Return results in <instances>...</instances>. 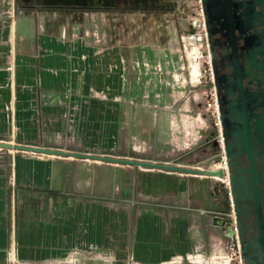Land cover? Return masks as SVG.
<instances>
[{
	"label": "rangeland",
	"instance_id": "374dc122",
	"mask_svg": "<svg viewBox=\"0 0 264 264\" xmlns=\"http://www.w3.org/2000/svg\"><path fill=\"white\" fill-rule=\"evenodd\" d=\"M28 11L36 18L27 49V67L34 68L35 76L27 89L38 95L57 92L36 98L32 112L37 125L52 110L60 121L51 131L58 141H96L93 146H68L79 152L104 153L100 141H111L119 153L121 141L126 154L135 158L223 169L198 0H27ZM41 36L63 47L60 73L45 81L38 76L47 55ZM11 58V52L6 54L7 61ZM47 64L44 69L51 71ZM1 70L7 74L0 76V101L6 104L0 111V142L24 145L27 131L14 129L9 105L12 71L9 65ZM12 153L0 149V156ZM184 177L191 179V209L206 210L208 219L220 218L222 224L216 230L207 227L204 245L196 243L174 264H242L232 203L226 181L221 182L225 175ZM214 189L220 205L212 202Z\"/></svg>",
	"mask_w": 264,
	"mask_h": 264
},
{
	"label": "crops",
	"instance_id": "0c3cea01",
	"mask_svg": "<svg viewBox=\"0 0 264 264\" xmlns=\"http://www.w3.org/2000/svg\"><path fill=\"white\" fill-rule=\"evenodd\" d=\"M35 16L27 12V0H0V66L9 65L12 71L9 105L14 129L27 131L24 145L90 153L68 146H93L96 141H58L51 131L60 121L52 110L36 124V98L57 92L38 95L27 89L35 76L34 68L27 67ZM40 42L47 52L46 66L50 61L52 69L41 64L38 76L45 81L60 73L63 47L44 36ZM6 74L0 71V76ZM4 105L0 101V111ZM111 143L100 141L104 153L93 154L154 161L126 154L121 141L117 153ZM107 148L116 153L106 154ZM14 152L0 156V264H174L196 243L204 245L207 227H221L214 222L220 218L210 220L206 210L191 209V179L186 174ZM5 157L7 165L2 164ZM212 202L220 205L215 189Z\"/></svg>",
	"mask_w": 264,
	"mask_h": 264
},
{
	"label": "flooded vegetation",
	"instance_id": "af4514ba",
	"mask_svg": "<svg viewBox=\"0 0 264 264\" xmlns=\"http://www.w3.org/2000/svg\"><path fill=\"white\" fill-rule=\"evenodd\" d=\"M198 1L240 257L264 264V0Z\"/></svg>",
	"mask_w": 264,
	"mask_h": 264
},
{
	"label": "water",
	"instance_id": "95a60500",
	"mask_svg": "<svg viewBox=\"0 0 264 264\" xmlns=\"http://www.w3.org/2000/svg\"><path fill=\"white\" fill-rule=\"evenodd\" d=\"M0 149L12 150L16 152L46 154V155H55V156H62V157H71V158H77V159L101 161V162H107L111 164H120V165H127V166H133V167H138V168L155 169L159 171L173 172V173H179V174H189V175H195V176H202V175L218 176L220 178L223 176V171L221 169H217V170L194 169V168H187L184 166H177V165L159 163V162H154V161L135 160V159H129V158H120V157H109V156L90 154V153H77V152H71L67 150L50 149V148L30 146V145H21V144H11V143H6V142H0ZM231 193H232L231 195L232 211L235 215V218H237V211H236V206L234 203L233 192L231 191ZM235 226H236L235 229L237 230L236 234L238 237V241H239V244L241 245V235H240L237 220H235ZM240 252H241V255L243 256L245 255L242 246H241Z\"/></svg>",
	"mask_w": 264,
	"mask_h": 264
},
{
	"label": "built area",
	"instance_id": "2783aa9c",
	"mask_svg": "<svg viewBox=\"0 0 264 264\" xmlns=\"http://www.w3.org/2000/svg\"><path fill=\"white\" fill-rule=\"evenodd\" d=\"M219 136H220V143H221V135H220V131H219ZM221 163H223V165H225V167H224V169H222V171H223V176L225 175V179H226V180H223V179H222L221 182H225V181H226L225 188L227 189L228 200H229V202L231 203V193H230V189H229V186H228V178H227V175H226V164H225V159H224V157H223ZM235 231H236V229H235Z\"/></svg>",
	"mask_w": 264,
	"mask_h": 264
},
{
	"label": "bare ground",
	"instance_id": "6f19581e",
	"mask_svg": "<svg viewBox=\"0 0 264 264\" xmlns=\"http://www.w3.org/2000/svg\"><path fill=\"white\" fill-rule=\"evenodd\" d=\"M224 167H225V165L221 166V168H223V169H224ZM213 177L219 179L217 176H213ZM215 222L218 223L219 225L222 224V222L220 220H218V219H215Z\"/></svg>",
	"mask_w": 264,
	"mask_h": 264
}]
</instances>
